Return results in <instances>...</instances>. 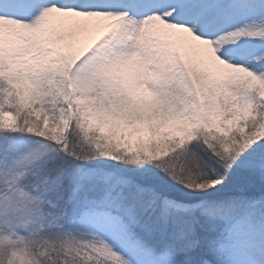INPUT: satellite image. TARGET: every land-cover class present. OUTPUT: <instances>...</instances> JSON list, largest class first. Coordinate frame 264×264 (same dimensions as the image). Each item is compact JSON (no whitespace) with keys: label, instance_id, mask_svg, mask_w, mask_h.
<instances>
[{"label":"snow or ice","instance_id":"obj_1","mask_svg":"<svg viewBox=\"0 0 264 264\" xmlns=\"http://www.w3.org/2000/svg\"><path fill=\"white\" fill-rule=\"evenodd\" d=\"M0 264H264V0H0Z\"/></svg>","mask_w":264,"mask_h":264}]
</instances>
